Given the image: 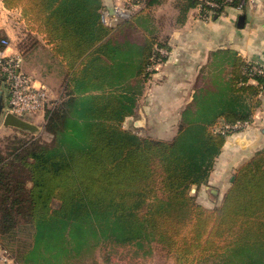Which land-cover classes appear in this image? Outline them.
Here are the masks:
<instances>
[{"label":"trees","instance_id":"obj_1","mask_svg":"<svg viewBox=\"0 0 264 264\" xmlns=\"http://www.w3.org/2000/svg\"><path fill=\"white\" fill-rule=\"evenodd\" d=\"M3 1L21 8L74 74L86 71L46 111L49 140L16 137L0 151V244L21 264H264V148L238 170L218 208L190 194L209 182L226 143L218 127L251 118L247 98L264 77L249 84L248 64L237 59L230 98L228 87L198 96L170 142L142 137L122 127L134 103L117 86L134 68L116 61L137 53L145 74L156 38L134 49V17L104 26L101 0ZM24 42L26 52L36 39Z\"/></svg>","mask_w":264,"mask_h":264},{"label":"crops","instance_id":"obj_2","mask_svg":"<svg viewBox=\"0 0 264 264\" xmlns=\"http://www.w3.org/2000/svg\"><path fill=\"white\" fill-rule=\"evenodd\" d=\"M101 1L106 3V0ZM113 2L116 3V0L111 3ZM133 19L135 29L131 41L136 50L142 49L147 40L156 38L157 23L160 20L164 19L167 25L169 22L171 27L165 38L169 56L159 74L161 84L155 86L151 93L142 92L139 75L142 57L137 53L127 52L129 56L124 55L121 60L116 61L122 64L124 69L134 68L126 72L128 74L117 86L120 91L123 88V91L129 89L132 94L128 95L134 103L133 112L126 117L124 127L127 129L128 124L132 122L136 129L155 140L158 138L171 141L176 137L182 123V114L194 104L198 96L218 93L224 87L229 89L237 59L246 64L253 62L264 66V0H255L241 11L226 9L220 14L216 13L209 20L200 19L196 5L191 7L186 4V0H157L152 7L135 15ZM142 19L147 20L144 26ZM16 20L18 22H15ZM15 25H19L17 27L20 29L24 28L27 37L36 39L24 54L23 69L45 82L59 101L67 98L76 82H71V79L82 77L86 68L77 67L74 74V71L68 68L67 62L56 56L54 46L46 41L44 35L30 30L21 8L9 9L3 0H0V52L4 50L1 41L6 38L13 41V47L6 52H15V41L18 37V28ZM135 87L138 91H133ZM230 89L227 92L229 98L232 95ZM0 91L4 93L5 108L9 93L2 87ZM123 94L127 95L126 92ZM259 95L260 91L257 96ZM260 98V104L254 113V123L244 135L239 136L238 140L243 146L235 147L236 137L226 139L211 179L224 183L227 172L246 160L250 161L254 153L264 148V95ZM255 100L259 99L256 97ZM261 117L263 120H259ZM0 126L6 130L12 129L4 124L1 117ZM233 153L243 154L236 157L232 156ZM231 179L232 177L230 183ZM207 187L205 186L206 189ZM99 261L101 262V259Z\"/></svg>","mask_w":264,"mask_h":264},{"label":"built area","instance_id":"obj_3","mask_svg":"<svg viewBox=\"0 0 264 264\" xmlns=\"http://www.w3.org/2000/svg\"><path fill=\"white\" fill-rule=\"evenodd\" d=\"M148 0H118L112 7H105L101 10V21L106 27H116L125 20L132 19L147 8ZM197 14L202 20H209L218 10L234 8L243 10L248 4L255 0H195ZM1 45L4 50L0 52V78L5 84L9 93V101L4 108L5 114H12L26 120L29 116L42 115L54 108L59 99L55 97L52 89L43 81L28 74L23 69L24 50L16 48L15 52L8 54L6 51L13 47L11 39H3ZM164 56V57H163ZM169 56V50L154 46L151 60L154 62V71L158 72ZM163 57V58H162ZM248 67L244 74L249 82L257 85L256 78L264 77V66L257 63H247ZM264 95V86L260 87V96ZM245 122L234 124L222 123L217 131L224 135L243 127ZM0 264H21L15 255L5 246L0 244Z\"/></svg>","mask_w":264,"mask_h":264},{"label":"rangeland","instance_id":"obj_4","mask_svg":"<svg viewBox=\"0 0 264 264\" xmlns=\"http://www.w3.org/2000/svg\"><path fill=\"white\" fill-rule=\"evenodd\" d=\"M111 2H112V0H111ZM111 2H107V0H106V3H103L104 5L101 8V10L103 8H105V7H107V8L108 7H112L115 3L114 2L111 3ZM116 2H118V0H116ZM163 20H160L157 23L158 33H156L157 42L155 43V45H157V47L159 46V47L168 49V46L166 47V45H165V43H166L165 38H166V35H168V32L171 30V27H169L170 26L169 25V22H168V25H167L166 24V21L165 20L163 21ZM146 21H147L146 19H142L141 20V23L143 24V26L145 25V22ZM15 22H18V21L16 20ZM17 26L19 27V25H15V27H17ZM113 28H115V27H113ZM133 29H135V26L134 25H133ZM135 31L136 30H134V32ZM26 38H27V36H26L25 29L24 28H22V29L18 28V37H17V40L15 41V43H17V46L18 47H21L22 42H24ZM27 51L25 52V50H24V54L27 53ZM153 51H154V49H153ZM152 55H153V53H152ZM151 57H150V61H149L150 64L148 65L145 74H142L141 75V83H142V88H143V91L142 92H145V94L146 93L147 94L151 93L152 92V89L155 86H158V85L161 84V80H160L161 77L159 76V74L164 69L163 66H162V67H159V71L158 72H155L154 71V62L151 60ZM164 60H166V58H164ZM0 83H1L0 86L7 91V88L5 87V84L3 83V81L1 80V78H0ZM249 84H253V83L250 81ZM254 85H256V84H254ZM133 91H138V88L135 87L133 89ZM260 97H262V96H260V95L257 96V98L259 99L258 101L255 100V99L254 100H249L250 104L255 109H254V112H253V115L251 116V118L248 121L245 122L246 124L243 127H241L240 129H238L236 131H232V132H230L228 134L227 139L228 138H231V137H236L234 139V143H236L235 144L236 145L235 147L243 146V144L241 142H239V140H238L239 139V136H241V134L244 135L250 129V127L252 126V124L254 123L253 122V119H254V116H255L254 113L256 111V107L259 106V104H260V102H259L260 99H261ZM261 119L263 120L262 117L259 120H261ZM26 121H28V122L32 123L33 125L37 126L38 127V130L36 132L22 131V130H18V129H15V128H12L11 130L10 129H7L6 130V129H4V128H2L0 126V151H2L3 153H5L7 151V149H8V147L13 142V139L16 138V137L22 138V139H28V140L33 139V138H41L43 140H49L50 139L49 136L46 135V133L44 132V127H45V124H46V119H45L44 116H42V115L33 116L32 115V116L27 117L26 118ZM122 127H123V129L132 131V132L136 133L139 136L151 138L150 135H147L145 132H143V131L141 132L138 129H136L134 127V125L132 124V122H130L128 124L127 129L124 127V122L122 124ZM178 132H179V130H178ZM178 132H177V134H178ZM168 139H171V138H168ZM157 140H158V138H157ZM235 140H236V142H235ZM160 141H164V140H160ZM165 142H170V141H165ZM242 154H239V153H236L235 154V153H233L232 156L235 155L236 157H238V156H241ZM218 157L216 158V160L214 162L213 169H214V167L216 165V162H217ZM247 161L248 160H246L242 164H238L237 168H234L233 170L227 172L226 175H225L224 183L223 182H220V181H218V180H216L214 178L211 179V176H212V172H211L210 178H209V179H211V185L208 184L209 182L207 184H205V185H202L201 187H198L197 185H194L192 187V189H191L190 194L195 198V200L199 204L203 205L204 207L211 208V209L218 208L219 206H221V204H222V202L224 200L225 195L227 194L228 190L230 189V187L232 185V182L230 183V181H229L230 180V177H233L234 176L236 178V175L238 173V170ZM213 169H212V171H213ZM205 186H208L207 189L205 188ZM194 188H195V190H194ZM57 205H58L57 203L54 204L55 207ZM119 264H123V263H119ZM125 264H128V263L125 262ZM143 264H165V263L160 262L158 259H152L151 258L150 261L147 260ZM166 264H177V263H176L175 259H171ZM180 264H182V263H180ZM205 264H213V263L212 262H208V263H205Z\"/></svg>","mask_w":264,"mask_h":264},{"label":"water","instance_id":"obj_5","mask_svg":"<svg viewBox=\"0 0 264 264\" xmlns=\"http://www.w3.org/2000/svg\"><path fill=\"white\" fill-rule=\"evenodd\" d=\"M0 117L4 119V124L8 127H12V128L22 130V131H30V132H36L38 130V127L33 125L32 123L24 119H21L15 115L4 113V93L3 91H0ZM234 180H235V177L233 176L231 179V182L233 183Z\"/></svg>","mask_w":264,"mask_h":264}]
</instances>
